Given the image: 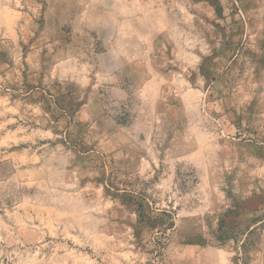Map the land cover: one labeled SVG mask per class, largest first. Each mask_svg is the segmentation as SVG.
I'll list each match as a JSON object with an SVG mask.
<instances>
[{"label": "rangeland", "instance_id": "obj_1", "mask_svg": "<svg viewBox=\"0 0 264 264\" xmlns=\"http://www.w3.org/2000/svg\"><path fill=\"white\" fill-rule=\"evenodd\" d=\"M0 264H264V0H0Z\"/></svg>", "mask_w": 264, "mask_h": 264}, {"label": "trees", "instance_id": "obj_2", "mask_svg": "<svg viewBox=\"0 0 264 264\" xmlns=\"http://www.w3.org/2000/svg\"><path fill=\"white\" fill-rule=\"evenodd\" d=\"M129 202H134L135 205L140 209L138 212L140 221H147L149 224L151 223V221H160L162 223V225L164 226L162 231H160V235L157 238L158 240L156 242L157 243L156 245L158 248V254L162 255L163 250L165 249V241L168 238L167 232L174 228L173 221H169L170 216L167 213L161 214L160 217L151 216L152 211L151 210H148V211L145 210L144 201L137 202L136 199L130 198Z\"/></svg>", "mask_w": 264, "mask_h": 264}, {"label": "crops", "instance_id": "obj_3", "mask_svg": "<svg viewBox=\"0 0 264 264\" xmlns=\"http://www.w3.org/2000/svg\"><path fill=\"white\" fill-rule=\"evenodd\" d=\"M161 14V16H159V17H156V20H155V22H157V20L161 17V19H160V22H162L163 21V18H164V15H162V13H157V15H160ZM124 18H122V21L124 22V20H123ZM130 20H131V18H130ZM130 20H125V22H132V20L130 21ZM145 37V36H144ZM138 39H136L135 40V45H134V49H142V43H141V45L139 44L138 45V43H139V40L137 41ZM127 46V47H126ZM126 46H125V48L124 47H122L123 49H122V51H120L119 53L118 52H115L114 53V55H116V56H121L122 58H123V62H124V64H126V62H127V59L125 58V56H126V52H125V50H128V44H126ZM131 50V49H130ZM130 50H128L127 52L129 53V55H130ZM131 54H133L132 52H131ZM125 58V59H124Z\"/></svg>", "mask_w": 264, "mask_h": 264}]
</instances>
